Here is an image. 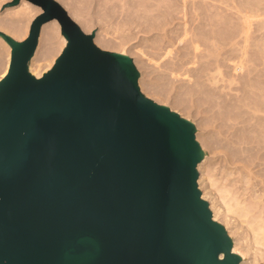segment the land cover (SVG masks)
<instances>
[{
    "label": "water",
    "instance_id": "obj_1",
    "mask_svg": "<svg viewBox=\"0 0 264 264\" xmlns=\"http://www.w3.org/2000/svg\"><path fill=\"white\" fill-rule=\"evenodd\" d=\"M26 1L41 9L27 35L0 30V264H239L197 187L194 125L145 97L132 59L56 0ZM50 20L66 43L35 77Z\"/></svg>",
    "mask_w": 264,
    "mask_h": 264
},
{
    "label": "bare ground",
    "instance_id": "obj_2",
    "mask_svg": "<svg viewBox=\"0 0 264 264\" xmlns=\"http://www.w3.org/2000/svg\"><path fill=\"white\" fill-rule=\"evenodd\" d=\"M74 1H66L71 8L69 16L83 17ZM81 1H86L88 5L96 2L104 18L113 21V29L134 32L163 30L167 45L183 43V40L186 45H192V51L183 53L182 60L184 57L185 59L181 63L177 64L176 60H172L163 64L169 72H174L175 76L182 73L187 77L185 82L178 85V103L185 107L194 106L200 112L208 111L216 119H221L235 157L247 159L245 161L248 162V171L260 166L262 172L259 182L264 186V20L258 19L264 16V0ZM27 2L20 0L19 4L3 10L0 28L14 37L24 36L32 12L40 11L39 7ZM213 7L220 10L213 13ZM83 20H86V17ZM55 22H44L39 31L37 50L44 56L56 52L57 43L53 38V29L58 28ZM176 24L181 26L177 27ZM256 31L261 33L257 41L256 37L252 36ZM251 38L255 40L252 45H248ZM102 40L105 44L111 43L110 40ZM3 45L0 41V46ZM200 45L204 46L202 54ZM2 49L0 48V51ZM171 51L168 49L164 54H170ZM200 55L211 56L212 62L211 59L205 63L202 62L204 60L199 62ZM228 59L232 60L231 68L236 71L234 74H229L227 70L224 73L225 69H221V66L230 65L226 64ZM223 60H227L225 64ZM190 62L203 64L200 67H186L185 63ZM8 65L9 61L1 77L6 73ZM153 90L167 96L175 90V84L168 81ZM213 217L215 218V214ZM232 245L231 250L244 260L246 253L237 248L235 240ZM240 264H243V261Z\"/></svg>",
    "mask_w": 264,
    "mask_h": 264
},
{
    "label": "rangeland",
    "instance_id": "obj_3",
    "mask_svg": "<svg viewBox=\"0 0 264 264\" xmlns=\"http://www.w3.org/2000/svg\"><path fill=\"white\" fill-rule=\"evenodd\" d=\"M7 1L9 0H0V16L3 11L1 9L2 5ZM56 1L69 14L71 8L70 5L66 4L68 0ZM29 4L35 6L31 3ZM74 5L77 6L76 8H79L83 17L73 16L71 18L83 32L88 34L94 32L93 42L96 46L103 50L125 54L132 59L138 73L137 85L140 92L155 103L168 107L171 111L176 112L194 125L195 139L200 145L203 156L196 166L198 172L196 181L201 197L207 201L212 218L225 228L232 244L233 240H235L237 248L246 253L244 260L237 253L241 258L239 264L241 261H243V264H264V186L259 182L260 173L262 172L260 166L251 168L248 171V167H246L248 162L245 161L247 159L245 158L243 160L242 158L235 157L233 148L227 139L228 134L224 131V127H222L221 119H216L208 111L200 112L194 106L185 107L183 104L178 103L177 98L180 90L178 85L185 82L187 77L182 73H178L175 76L174 72H169L163 65L166 61L169 62L172 60H176L177 64L181 63L185 59L184 57L182 60L183 53L187 52V50L192 51V45H186L184 40L183 43L167 45V41L165 40L166 34L163 30L162 32L161 30L134 32L133 30L124 31L122 29H113V21L104 18L96 2L88 5L86 1L75 0ZM7 8L10 7H6L5 9ZM211 10L215 13L220 8L213 7ZM40 11L32 12L26 34L20 38L14 37L3 28H0V30L15 39H23L27 35L30 21ZM85 17L86 20H83ZM227 18L229 19V15ZM258 19L264 20V16L262 15ZM230 20L233 22L232 18ZM55 23L58 28L57 30L53 29V38L57 43L55 45L56 52L44 56L37 50L36 46L32 57L28 61V70L35 77H40L43 72L50 69L65 46L66 39L60 33L58 22L56 21ZM175 26L179 27L181 25L176 24ZM258 32L253 33L252 36H255L256 40L249 39L251 43L249 41L250 44L248 45H252L254 40L257 41L259 39L258 36L261 33ZM169 34H171L170 31ZM103 38L110 40L111 43L105 44L102 40ZM0 41L4 43L3 47L0 46V48H3L0 51L1 77L9 61L8 51H10V46L1 36ZM203 47L202 45L199 46L201 54L204 53L202 50L204 49ZM168 49L172 50L171 53L164 54ZM202 56L199 62L204 60L202 62L205 63L209 59L212 62L211 56L205 57V55L203 56L204 58ZM228 60L230 62L227 60L225 62L227 65H230L228 67L221 66V69H225L224 73L226 70L229 74L236 73L231 68L233 66L231 64L232 60ZM199 62L195 64H192V62L185 63V66L191 67L195 65L196 67H200L203 63L201 62L199 64ZM173 66L175 67V65ZM168 81H173L175 90H172L167 96L161 95L153 90V88L161 86ZM222 130L223 132H221ZM213 214H215V218Z\"/></svg>",
    "mask_w": 264,
    "mask_h": 264
}]
</instances>
